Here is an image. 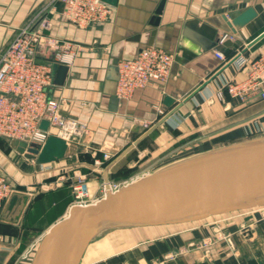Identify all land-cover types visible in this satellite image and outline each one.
I'll return each mask as SVG.
<instances>
[{"label":"crops","instance_id":"obj_1","mask_svg":"<svg viewBox=\"0 0 264 264\" xmlns=\"http://www.w3.org/2000/svg\"><path fill=\"white\" fill-rule=\"evenodd\" d=\"M50 2L0 0V54L18 29L41 11L53 21L51 35L83 47L63 85L55 83L53 70L49 95L61 101L66 116L88 127V147L52 161L58 170L50 174L38 159L19 153L0 136V172L15 189L0 210V264H30L44 235L69 214L73 193L64 194L67 189L60 187L66 181L52 191L42 188L44 181L53 183L58 175L79 169L88 174L90 192L97 195L102 182L119 180L137 167L152 168L162 160L165 165L180 153L188 155L179 160L264 130V100L241 101L227 93L225 100L217 96L224 79L243 76L236 58L257 57L264 51V0H118L111 4L109 20L87 28L67 21L61 5L54 11ZM249 11L250 20L234 32V19ZM222 38H226L223 43ZM151 45L174 54L169 80L153 81L130 100H120L118 62L135 58ZM216 51L231 59L222 62ZM40 57L46 59L44 52ZM167 117L181 123L176 127ZM144 121L152 123L150 128H144ZM104 152L112 157L95 170L94 160L103 158ZM13 195L18 197L12 202ZM49 204L63 216L47 221L44 229H33L36 211L48 212ZM243 224L248 225L246 233L241 232ZM220 227L233 233L234 251L225 243L208 249L190 246ZM131 229L139 230L132 240L123 247L119 239L94 247L86 264H264V220L258 210ZM180 250L184 252L168 257ZM96 254L104 256L96 258Z\"/></svg>","mask_w":264,"mask_h":264},{"label":"built area","instance_id":"obj_2","mask_svg":"<svg viewBox=\"0 0 264 264\" xmlns=\"http://www.w3.org/2000/svg\"><path fill=\"white\" fill-rule=\"evenodd\" d=\"M61 5L63 17L80 28H87L94 23H103L110 19L113 6L103 0H51L50 8L56 11ZM53 21L41 11L31 21L20 27L0 54V136L7 139L26 141L29 146L34 144L41 148L51 136L63 139L72 153L87 149L88 127L79 121L66 116L62 111L59 99L49 95V88L54 84L53 65L71 67L76 62L83 47L71 40H62L51 35ZM226 38H222L223 43ZM44 52L46 59L40 57ZM216 56L224 63L229 58L224 52L216 51ZM174 54L161 47L151 45L143 48L133 59L118 62V78L116 95L120 100H130L139 89L146 88L151 82L166 83L171 75ZM241 78L224 79L218 89L217 96L225 100V93L231 98L241 101L264 100V51L257 57L240 55L236 58ZM159 113L164 114L163 109ZM168 120L176 127L181 119ZM47 120V129L41 123ZM148 129L149 121L142 123ZM112 155L104 152L103 158L94 160L95 170L109 161ZM46 173H54L58 167L52 162L42 164ZM140 178V177H138ZM70 183L73 193V206H88L105 198L108 193L116 192L132 181L107 180L102 182L98 194L92 195L88 184V174L74 170L72 174L61 175L53 183L44 182L43 189H50L62 182ZM15 191L8 177L0 172V210ZM264 220V206L256 208ZM230 219V218H226ZM248 225L241 226V232L246 233ZM216 243H225L230 251L236 248L233 233L224 228H218L212 235L191 247L208 249ZM168 257L174 258L177 254Z\"/></svg>","mask_w":264,"mask_h":264},{"label":"water","instance_id":"obj_3","mask_svg":"<svg viewBox=\"0 0 264 264\" xmlns=\"http://www.w3.org/2000/svg\"><path fill=\"white\" fill-rule=\"evenodd\" d=\"M252 15L249 11L235 18L232 30L236 32ZM53 70L55 83L63 85L69 66L54 64ZM48 126L47 120L41 123L44 129ZM11 146L41 163L72 153L56 136L49 137L41 148L18 139H12ZM17 197L13 195L12 202ZM263 206L264 135L178 160L94 204L71 207L41 239L30 264H81L88 246L113 229L199 222Z\"/></svg>","mask_w":264,"mask_h":264},{"label":"rangeland","instance_id":"obj_4","mask_svg":"<svg viewBox=\"0 0 264 264\" xmlns=\"http://www.w3.org/2000/svg\"><path fill=\"white\" fill-rule=\"evenodd\" d=\"M264 135V130H260L259 129V131L258 132H256V133H254V134H252V135H250L249 137H247V138H244V139H241V140H239V141H242V140H246V139H250V138H255V137H259V136H263ZM4 138V137H3ZM7 142H11V140L10 139H7V138H4ZM195 141L194 142H196V138L194 137L193 138ZM237 142V141H236ZM233 143H235V142H233ZM229 144H232V143H229ZM226 145H228V144H223V145H219V146H216L215 148H219V147H223V146H226ZM171 154H169V156H170ZM188 155V154H187ZM187 155H185V154H183V153H180V154H178V155H176L174 158H169V159H165L166 161H168L167 163H169V162H176V160L178 161L181 157H185V156H187ZM172 156V155H171ZM148 157V155H143V159H146ZM168 157V156H167ZM163 163V160L160 162V163H158V164H156V165H154L152 168H149V167H147L146 165L145 166H142V167H137V168H135L134 169V171L130 174V175H128L127 177H125L124 179H119V180H128L129 182L130 181H132V180H134V179H138V177H142V176H144V175H147V174H152L153 172H155L156 170H158L159 168H162V167H164V166H166L167 165V163H165V165L164 164H162ZM171 164V163H170ZM131 170V169H130ZM124 172H126V171H124ZM60 175H58L57 176V178L59 177ZM115 180V179H114ZM47 181V180H46ZM46 181H44V182H46ZM65 183V184H64ZM63 183V185H61L60 187H61V189H67V190H64V194L66 193V194H68V191H72V188H70L71 186H70V183L69 182H64ZM40 186H41V184H40ZM59 187V186H58ZM59 187V188H60ZM55 188H57V185L56 184H54V186L52 187V188H50L48 191H52V190H54ZM38 190H40L39 188H37L36 187V191H38ZM48 191H46V192H48ZM35 192V191H34ZM55 192H57V191H54L53 193L55 194ZM60 196H63L64 194L63 193H58ZM57 195V194H56ZM48 207H49V209H48V212H44V211H40V210H37L36 211V216L38 217L37 219H36V228H33V229H37V228H41V229H44L45 228V226H46V223H47V221H49V222H52V220H58V219H60L61 218V216H63V213H62V211H59L58 210V208H53L50 204L48 205ZM139 230H126V229H118V230H115V229H113V230H109V231H107L106 233H104L103 235H101L97 240H96V242L95 243H93L92 245H90V246H88V248H87V250H86V253H85V255H87L86 256V260H85V262H83L82 264H86V263H88V258L90 257L89 255H88V253L94 248V247H97V246H99V247H103V246H105L107 243H109V241H116V240H118L119 239V241H122V242H120V243H123V245L122 246H119V247H123L125 244H126V242H128V241H130V240H132L133 239V237H135V236H137V234L139 233L138 232ZM121 239V240H120ZM129 244H127L126 246H128ZM89 256V257H88ZM101 256H104L103 254H96L94 257H96V258H99V257H101ZM84 259V258H83ZM83 261V260H82Z\"/></svg>","mask_w":264,"mask_h":264},{"label":"trees","instance_id":"obj_5","mask_svg":"<svg viewBox=\"0 0 264 264\" xmlns=\"http://www.w3.org/2000/svg\"><path fill=\"white\" fill-rule=\"evenodd\" d=\"M127 175H130V174H127ZM127 175H124V176L127 177ZM125 177H122V178H119V179H124Z\"/></svg>","mask_w":264,"mask_h":264},{"label":"bare ground","instance_id":"obj_6","mask_svg":"<svg viewBox=\"0 0 264 264\" xmlns=\"http://www.w3.org/2000/svg\"><path fill=\"white\" fill-rule=\"evenodd\" d=\"M134 181H136V179Z\"/></svg>","mask_w":264,"mask_h":264}]
</instances>
